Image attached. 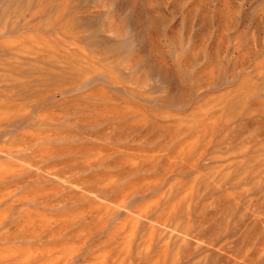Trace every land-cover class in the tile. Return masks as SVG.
I'll return each instance as SVG.
<instances>
[{"label": "rangeland", "instance_id": "obj_1", "mask_svg": "<svg viewBox=\"0 0 264 264\" xmlns=\"http://www.w3.org/2000/svg\"><path fill=\"white\" fill-rule=\"evenodd\" d=\"M0 264H264V0H0Z\"/></svg>", "mask_w": 264, "mask_h": 264}]
</instances>
